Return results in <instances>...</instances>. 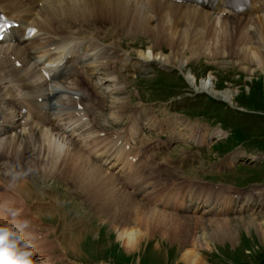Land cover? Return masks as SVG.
<instances>
[{
    "label": "bare ground",
    "instance_id": "6f19581e",
    "mask_svg": "<svg viewBox=\"0 0 264 264\" xmlns=\"http://www.w3.org/2000/svg\"><path fill=\"white\" fill-rule=\"evenodd\" d=\"M41 1H44V4L39 9V15L37 17H34V14L35 12H37V8ZM132 1L135 0H28L27 2H23L21 0H0V6L6 9L8 13L12 15H15L16 13H18L19 15L23 14V16H26L27 18L33 17V22L38 23L43 31L41 35L42 37L38 39L31 40L25 44L17 42V44L12 47L8 46L6 48H0V51H8L11 47L12 51H17L25 59L26 56L29 54L28 51L34 49V52L38 54L44 52V56L47 59L51 60L53 59V57L57 58L56 55H52L50 51H52V49H58L61 46H55L50 49L47 48L45 51H43L41 48H36V46L38 44L46 46V43L44 42L45 40L47 41L49 46L54 45L55 43H50V41L54 40L55 38L56 42H59L61 44L66 41L65 45L69 41L72 42V40L77 37L72 36L70 33L66 34L61 29H68L69 24L72 30L79 32V34L76 33L79 37V35L86 28L89 27L86 24L90 22L91 16L94 11H109L110 14H113L114 16H116L115 14L117 12L120 13L119 15L123 14L124 17H126L127 14L135 16L137 20L135 21V23L137 24V26L147 32L155 30V28L152 27V24H154V22L156 23V25H158L156 29H159L160 32H168L166 27L170 26V24L173 23V32L177 30L176 33L174 32L175 41L182 40L185 44V40H187L188 48L185 49L183 47V49L188 52V54H192L193 56L198 55L199 52L197 48L199 46L201 47L202 42H204L205 44L203 55L207 54L209 55V57H211L212 55L216 56V51L214 50L213 45H224L223 41L226 40H221L220 42H215L213 45H211L212 40L219 39L218 36H212L217 33L232 35L236 28L239 29L241 27L246 29L247 32H249L247 20L253 23L252 25L256 27V30L260 32L261 37L264 38V16H262L263 14H260L257 17H255L254 15L253 17L246 16L243 21L227 22L224 20L216 19L214 16L204 10L194 8L186 4L175 3L171 0H148L149 5L143 3V1L140 0L139 1L142 3H139V5H132L134 3H131ZM80 9H84L82 10L83 16L78 17V19L81 21V24L79 22H76L74 24L66 20V18L72 19L74 17V13L72 11L78 13V10ZM132 10H134V12H132ZM151 12L154 14V16L150 15ZM145 16L146 21H144ZM84 20H86V24H84ZM129 23H133L132 19H130ZM186 26L188 30V39L183 36V32L186 31ZM97 40L98 39L96 38H89V44H93L94 41H96L97 44L95 48H97L100 46V43L97 42ZM244 40H250L249 36L246 35ZM196 44L198 45V47H196ZM46 52H49V54H46ZM54 52L55 51H52V53ZM252 52H259L264 56V43L259 46V50L257 48H252ZM57 55L61 56L62 53L58 52ZM249 56L250 55H248L247 52L242 55L244 64L252 62ZM256 56L258 58H261L260 55ZM32 58H36V56L32 55ZM166 59L167 58H164V60ZM86 62V60L79 62H75V60H72L67 64L68 66L70 65V72L76 71L74 72L76 73V75L73 78H81L78 73L82 72L81 70L87 67ZM79 63H81L80 67H78ZM105 63L106 62L103 61L100 64ZM9 64L10 61L8 60V58H5V56L2 54V58H0V119L3 118L4 122L0 123V160H9L22 156L26 157L25 163L29 164L30 171L27 173L26 176L22 177V182L24 181L26 183L27 178L40 175L38 171L46 172L49 167H52V169H49V173L67 177L72 183L77 185L83 191H89L88 188H90V190L97 192L98 194L94 195L95 199L99 201L97 205L108 216V219H106L105 222L111 223V225L108 224L111 229L113 231L116 230L114 222L117 223L119 222V220L122 219L125 221V223L121 221V226L126 225V228L122 230L118 227L120 230H117V234L118 239L123 240L124 247L128 252L136 250L139 244L145 238H156L155 236L162 234L163 239H166V237L171 236V234L175 235L176 230L180 235H182L183 230H187L188 232V226L189 230L193 229L194 231L198 228L204 229L206 232H208V228L212 221L220 220L219 216H216L218 214L216 208L206 210L208 211L207 213L199 214V216L179 213L176 216L178 218V220H176L177 222L170 224V220L172 221L175 216H170V214H166L165 210H163V212H160L158 210H155V207H150L149 205L145 206L146 204H141L143 201V203H146V201L148 202L152 195V193L148 190V186L154 187V183L149 181L150 179L147 178V175H150V171H153V163L151 161H148V166H150L151 168L149 173L142 172L140 169L137 168L142 161L132 160L131 162L129 157L131 149H126L125 145L122 144L121 146H119L120 141L118 140H120L121 138L111 135L105 136L106 134L104 136H101L100 134H98V129L96 128V125L94 123L91 126H88L87 123H81L79 119L75 116L76 105L72 106V92L65 88H63L62 92H58L56 94V97L54 98L53 102L55 103V105L59 106V111H55L53 113V120H55L56 117L61 114L63 117H66L71 120L72 124L63 123L66 128L65 131H71V133H61L64 130L59 131L56 126L42 127L43 123H38L36 127L32 129L29 128V132L26 133V128L18 130L17 124L14 119V113L11 114L10 112H12L11 105L14 104V102L17 100L16 98L18 97L19 91L13 89L8 84V81L4 76V71H6V68L7 66H9ZM99 67L100 66H98V68ZM97 69L93 70V74L97 71ZM191 77L194 78V82L190 83L194 87H197L198 89L200 87L204 91H210L219 97L221 96L222 98L233 104L235 95L233 91L226 90L222 93L218 91L215 84V78H213V76L210 75V77H207L206 80L199 85L197 82V77H194V74H191ZM110 79L112 80V78ZM66 83L67 82H64L63 84ZM78 84L79 81L77 82V85ZM14 90L18 91V93H16L15 95H13ZM107 90L109 93L110 90L114 91V89L110 88L109 86L107 87ZM119 94L122 97L121 93ZM119 94H117V97L112 98V102L115 105H117L120 100ZM101 95L102 92L99 93L96 91L95 101L97 102L92 103V106L95 107L97 110ZM6 103L10 105V109L6 105ZM100 108L103 109L101 101L99 105V109ZM118 119L119 117H117L115 120ZM72 125L73 128H71ZM75 128L77 129V132L85 129L87 131V134H78V137L75 138ZM7 130L10 133L15 132V136L9 135V138L5 140V137H1V134L3 132H6ZM136 131L137 130H134V128H131V132L134 133ZM216 132V136L218 137L225 134L219 129H217ZM121 140L124 141V139ZM129 141L127 140L125 141V143H129ZM207 142H210L209 138ZM92 143H97L98 147L96 145L91 146ZM107 143H110L111 145L103 148V145ZM199 143L201 142H197V144ZM134 149L135 146L133 145L131 151H134ZM14 150H16L17 156L11 154ZM40 163L42 165H40ZM24 167H26L24 164H19L15 166V169L23 170ZM145 182H147L148 186L145 185ZM0 185L3 187L2 189L0 186V217H3L4 219L8 220L9 217L16 210L18 204L22 203V207L25 206L26 199L24 197H20L16 191L13 192V190L9 189L6 185L2 183H0ZM123 188H131L135 192L133 194L131 191L129 192ZM124 191L125 194L123 193ZM51 193L53 192L51 191ZM258 193L259 194L257 196L251 195L252 198H247L246 206H240V208L242 207L245 209L248 206L252 207L254 205L264 206V195H262L263 193L261 192ZM11 194H15L16 196ZM136 197H139L141 200H138ZM238 202V199H235L234 201H229V203L226 202V205L222 207L221 210L225 211L231 208L232 206H238ZM123 203L125 205L124 207H122ZM130 203H132V205L134 206H138L137 204L139 203L140 206L138 207H140L141 209L138 208V211H135L136 209H134V214H131L130 207L128 208ZM111 210V213H113L112 217H110L108 214ZM145 212H148V214L151 215L152 218H149V215L147 216ZM129 216H133V218L135 217L136 220L134 223V219L131 220V222H126V218ZM148 219H150L149 222ZM128 223H131V226L127 227ZM15 224L19 223L15 222ZM168 226L175 227L176 229L170 230V232L167 234L163 233V229ZM24 229L25 228H23L22 230ZM219 230H222L220 226ZM22 233L23 232H21V234ZM28 234H32V231H28ZM190 234L191 233H189L185 237H180L181 240L188 241L187 237ZM192 241L200 242L203 246L206 247H209L210 245H208L207 240L202 239L198 235H195ZM44 242L45 240L42 241V243ZM182 245L184 246V244ZM34 248L36 249V251H39L40 254H42V246L39 241L36 242V246ZM196 252H198V248H196ZM188 257H190V259H188ZM181 261L183 264H204L203 261L197 256L195 251L191 249L185 251V253L182 255Z\"/></svg>",
    "mask_w": 264,
    "mask_h": 264
},
{
    "label": "rangeland",
    "instance_id": "374dc122",
    "mask_svg": "<svg viewBox=\"0 0 264 264\" xmlns=\"http://www.w3.org/2000/svg\"><path fill=\"white\" fill-rule=\"evenodd\" d=\"M100 1V0H99ZM143 1V3H146L149 5L148 0H140ZM139 0L132 1V5H139ZM147 1V2H146ZM145 4V5H146ZM175 5V4H174ZM132 7V6H131ZM80 9L78 10V13H75V11H72L74 13V17L72 19L66 18L67 21L76 23L79 22L81 24V21L78 19V17L83 16V12ZM67 11V10H65ZM106 12V13H105ZM94 11L90 22L86 24V20H84V24L89 26L90 28H96L100 26V23L102 22V19H105L106 24H112L113 28L117 30L120 34H115L114 31H108V28L110 25L106 26L102 29L100 33V27L98 28V33H100L102 39L108 41L109 43H118L124 50L122 52L128 51L129 55L127 56V61L131 65H135V62L138 56H143L145 58V61L156 59L163 61L167 64H172L174 66L180 67L184 72H186V76L188 77L189 82L193 83L194 78L191 77V74H194V77H197L198 85L201 84L203 81L206 80L207 77L213 76L215 78V84L217 87V90L221 93L226 90L233 91L234 95V102L233 104L237 105L238 107H242L248 112H245L246 114L242 115L240 113H236L235 116H232V121L234 124H248L251 126H255L253 128V131L258 132L259 134H263L264 130L261 129L264 127V115L258 116V114H253V116H250L248 114H251L249 109L254 110H262L264 111V56L260 54L259 52H252V48H257L259 50V46L264 43V38L261 37L260 32H256L255 34L247 32L244 28L235 29L234 33L232 35L229 34H215L212 37H219L218 40H212L213 45L215 42H220L221 40H226L223 42H228L230 47V55L233 56L232 60H224L222 59L225 51H224V45L214 44V50L216 51V56H211L204 54V42L201 43V47L196 44V47H198V55L193 56L192 54H188L185 49L188 48L187 40H185V44L182 40H176L174 39V34L176 31L173 32L174 24L171 23L170 26L166 27L168 32H160L159 29H156L158 25L154 22L152 24L155 28L154 31H144L143 29L139 28L137 24L135 23L136 18L135 16L127 14L126 17L122 15H119L120 13H116L114 16L113 14H110L109 11ZM134 12V10H132ZM109 15H108V14ZM151 16H154V14L151 12ZM89 16V15H88ZM261 17V16H260ZM88 19V18H87ZM90 19V18H89ZM130 19H132L133 23H129ZM153 19V17H152ZM100 20V22H99ZM144 21H146V16L144 17ZM99 23V24H98ZM93 25V26H92ZM88 27V28H89ZM153 28V29H154ZM169 28V29H168ZM230 28V27H228ZM87 29V28H86ZM232 29V28H231ZM58 30V29H56ZM67 34L68 29H61ZM127 30V31H123ZM134 32H130V31ZM75 33H78L77 31L73 30ZM123 31V32H122ZM122 32V33H121ZM135 32H137L135 34ZM139 32H145L147 35L151 34L149 36L144 35ZM186 34V35H185ZM263 34V33H262ZM248 35L250 40H244L245 36ZM183 36H185L188 39V30L186 26V31L183 32ZM241 36V37H240ZM161 40V41H160ZM208 40V39H207ZM135 43L137 45H135ZM141 45H144V48H146L148 45H150L149 49L147 51L140 48ZM101 46V43H100ZM115 46V44H114ZM186 46V47H185ZM200 50V51H199ZM137 52V54H136ZM247 52L249 58L252 60L251 63L244 64L242 55ZM208 53V52H207ZM133 56H132V55ZM256 55H260L261 58H258ZM185 56V57H184ZM164 58H167L164 60ZM188 58V59H187ZM200 61V62H199ZM105 62V61H104ZM226 63V64H224ZM140 65V64H138ZM161 64L158 62H149L146 64L143 68H135L133 67V72L126 71L122 74L124 76V79L126 82L129 83V90H130V96L132 99L136 100H142L144 98L150 97L152 94V83H153V76H155V68L160 67ZM93 67V66H92ZM123 68V66H121ZM124 71V69H123ZM97 72V71H96ZM90 76H92L91 83L93 85V89L95 90V83L97 82L99 84L100 90L103 92V99H101L103 109L104 106L106 107V110L104 112H101V117L103 119H107L109 121H112L108 118V115L110 114L112 110V104L110 103V97L114 98L117 97V94H113L112 96L109 95L108 92H106L105 87L106 86H112L113 82L110 79L109 76L100 75V79L97 78L95 82V77L97 73L93 72L91 73V70L88 72ZM171 81H181L184 82L182 78L178 79L177 77H174L170 79ZM96 83V84H97ZM104 83V84H102ZM108 84V85H105ZM104 87V88H103ZM188 89L191 90V87ZM199 89H201L199 87ZM104 90V91H103ZM99 92V91H97ZM105 92V93H104ZM114 91L110 90V93L112 94ZM164 91L158 90L157 93H162ZM100 93V92H99ZM221 97V96H220ZM222 98V97H221ZM105 99V100H104ZM220 101V100H219ZM224 102V101H223ZM106 104V105H105ZM114 104V103H113ZM155 103H151L150 106H152L153 109L158 111L160 115L166 118L168 124H173V127L175 128L173 132H177V134L182 135H191L190 130H187L184 124H180V118L181 116H189L185 115L182 111L174 110L173 109V101H161L157 103V107H155ZM201 106V101H188L187 105H189L188 110L190 111L192 105ZM6 105L10 109V105L6 103ZM12 106V112L14 110V104ZM116 105L114 104V107ZM147 106V105H146ZM162 106V107H161ZM150 108V107H148ZM208 108V107H207ZM205 108V110L207 109ZM100 108L99 110H103ZM14 113V112H13ZM113 118L116 119L117 117H120L119 115H114ZM121 115V114H120ZM194 116V115H193ZM193 119V122L195 126H202L205 127L210 121H212V116L204 115H197L195 117H191ZM252 119V120H251ZM127 120L129 119L124 118L121 120L122 125H110L109 128L116 130H122V126L127 124ZM171 121V122H169ZM119 122L115 123L118 124ZM177 123V124H176ZM175 124V125H174ZM232 125V124H231ZM177 128H176V127ZM194 128V127H193ZM219 129V128H217ZM248 129V127H246ZM134 130H137V128H134ZM220 130V129H219ZM3 132V131H2ZM172 134H176L173 133ZM4 133V132H3ZM217 133V132H216ZM178 134V135H179ZM150 137H152V141L157 138V134L155 132H151L149 134ZM180 136V135H179ZM264 139V137H263ZM234 144L233 139L225 143L227 149L231 148ZM187 147L183 143H180L174 147V149L170 152L169 155L165 156L169 159H171L173 162H169V166L172 168H175L176 170L183 169L186 176H194V177H201V178H209L210 175L215 171L212 168L213 164V158L210 152L205 150H198L200 148L194 147ZM223 145L221 144V147ZM183 149H189L192 152H185ZM11 154L16 155V150H14ZM199 154V155H197ZM205 156V157H204ZM204 157V158H203ZM161 160L162 157L157 155V163L155 165L156 168L161 167ZM6 161V160H4ZM151 161V160H149ZM211 161V163H210ZM152 162V161H151ZM153 163V162H152ZM210 163V165H209ZM164 165V159L163 163ZM14 166H11L7 169H5L6 173L12 177V184L11 187L14 188V186L19 187L20 184L22 187L25 185L29 188L34 190L35 184H40L41 188L47 187V185L51 184L50 192L44 193V199L50 200L54 202H62L64 199L66 200L65 204H61L60 206H72L74 203L69 202V195L66 192L65 188L68 186L65 182L61 181L58 177H43L42 181L38 180L36 182L32 181V183L26 181V183L22 182V176L19 175L17 177H14L16 170H13ZM12 168V169H11ZM154 170V169H153ZM262 171H264V166L261 168ZM14 171V172H13ZM3 172V170L1 171ZM5 174V172H4ZM1 174L0 177H7L6 175ZM19 174V172H18ZM147 175V174H146ZM230 177H221L222 179H239L238 176L242 175L240 174V171L235 170L230 172ZM243 175H246L249 177L250 172L246 171L243 173ZM147 178L150 179V175H147ZM218 178V177H217ZM9 179V178H8ZM47 181L49 182H46ZM53 179V180H52ZM220 179V178H218ZM258 179V176H252L249 177L247 180H255ZM261 182H253L255 184L264 183V178H262ZM10 181V180H8ZM8 181L6 183L8 184ZM16 181V182H15ZM150 181V180H149ZM11 182V181H10ZM44 182V183H43ZM152 182V181H150ZM0 183L1 179H0ZM15 183V184H14ZM60 183V184H59ZM154 183V182H152ZM251 183V184H253ZM3 184V183H2ZM18 184V185H17ZM34 185V186H33ZM57 185V186H56ZM250 184H243L240 185L242 187H247ZM1 186V185H0ZM61 186V187H60ZM154 186L155 183H154ZM8 187V186H7ZM261 187V186H259ZM3 189V187L1 186ZM9 188V187H8ZM40 188V190H42ZM11 189V188H9ZM249 189H254L251 185ZM12 190V189H11ZM57 190V191H56ZM90 192H93L88 188ZM51 191L53 193H51ZM15 192V191H13ZM258 190H255L254 192L251 191L250 195L257 196L259 193ZM83 193V192H82ZM154 194L151 195L149 201L146 203L145 206H153V200L156 197ZM48 194V195H47ZM16 196L15 194H11ZM264 195V193L262 194ZM50 197V198H49ZM76 200H79L78 198L74 197ZM57 199V201H56ZM87 199V198H86ZM61 200V201H60ZM81 201V200H79ZM46 202V201H45ZM84 202H87L86 200ZM56 203V204H57ZM125 203V201H124ZM122 205L124 207L125 205ZM70 204V205H69ZM59 206V205H58ZM132 203L129 204L128 208L130 207L131 214L135 211H138L141 209L140 205L134 206ZM224 207V206H223ZM139 208V209H138ZM136 209L135 211H133ZM155 210H158L160 212L161 209L154 208ZM132 210V211H131ZM64 211V209H62ZM112 210L108 213L110 217L113 216V213H111ZM128 213V212H127ZM148 216V212H145ZM166 214H170V216H175L172 221L170 220V224L176 223L178 218L176 217L177 214L175 213H169L165 212ZM126 214V213H125ZM134 214V213H133ZM146 216V217H147ZM149 215V218H152V216ZM199 216V215H198ZM237 218L233 219L228 216H219L220 220H213L208 228V232H206L204 229L200 230L197 228L193 231L189 230L188 226V232L187 230H183V234L180 235L178 231L176 230L175 235L171 234V236H167L166 239H163L162 234L155 236L156 238H145L138 246L136 250H132L128 252L126 248L124 247L123 240L118 239L117 230H124L126 228V225L121 226V221L125 223V221L119 220V222H114V226H116V232L111 229L112 232L116 233V243H119V245H113L112 247L109 246L106 249L105 255L107 257H110L112 260L121 263V264H132V258L135 256L137 259L138 255H141L139 260H137V264H183L181 259L182 255L185 253V251L191 249L194 250L197 256L203 261L204 264H209L202 256L203 252L205 250L211 252H215L218 255L223 256V263L224 264H264V215L263 216H248V217H239L240 215H236ZM16 217V216H14ZM131 217V218H130ZM144 217V216H143ZM189 217V216H186ZM177 218V219H176ZM225 218V219H224ZM134 219V220H133ZM147 219V218H146ZM133 220V223L135 222V217L129 216L126 218V222H131ZM150 219H148L149 222ZM147 222V223H148ZM20 224V223H19ZM111 225V223H109ZM131 223L127 224V227L131 226ZM62 225V224H61ZM199 226V225H198ZM196 226V227H198ZM219 226L222 228V230H219ZM120 229H119V228ZM111 228V227H110ZM113 228V227H112ZM170 228V229H169ZM175 227H166L163 229V233L167 234L170 232V230H175ZM66 234L65 231H63V228H60L58 230V234ZM189 233H191L188 237V241H182L180 237H185ZM195 233V234H194ZM210 233V234H209ZM114 237L115 235L112 234ZM195 235L200 236L202 239L207 240L209 247L203 246L200 242L192 241L193 237ZM212 239V241H211ZM182 242V243H181ZM105 244V243H104ZM184 244V246L182 245ZM96 244L94 246V251L102 248L103 244ZM107 245V244H105ZM196 248H198V252H196ZM202 252V253H201ZM104 253V252H103ZM103 253L99 254L100 256L103 255ZM128 254H133L132 256ZM204 255V254H203ZM185 258V257H183ZM190 259V257H188Z\"/></svg>",
    "mask_w": 264,
    "mask_h": 264
},
{
    "label": "clouds",
    "instance_id": "9594fccd",
    "mask_svg": "<svg viewBox=\"0 0 264 264\" xmlns=\"http://www.w3.org/2000/svg\"><path fill=\"white\" fill-rule=\"evenodd\" d=\"M27 223L0 227V264H36L32 245L21 234Z\"/></svg>",
    "mask_w": 264,
    "mask_h": 264
}]
</instances>
